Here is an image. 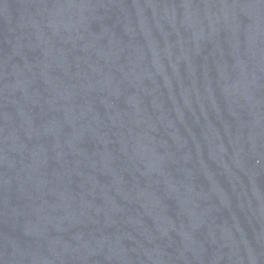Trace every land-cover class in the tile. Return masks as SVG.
Listing matches in <instances>:
<instances>
[{
    "label": "water",
    "instance_id": "obj_1",
    "mask_svg": "<svg viewBox=\"0 0 264 264\" xmlns=\"http://www.w3.org/2000/svg\"><path fill=\"white\" fill-rule=\"evenodd\" d=\"M0 264H264V0H0Z\"/></svg>",
    "mask_w": 264,
    "mask_h": 264
}]
</instances>
